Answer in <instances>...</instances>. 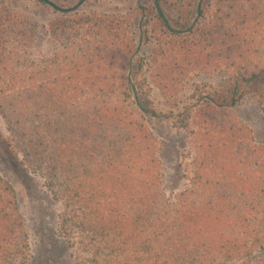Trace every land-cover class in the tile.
Returning <instances> with one entry per match:
<instances>
[{
    "label": "trees",
    "instance_id": "trees-1",
    "mask_svg": "<svg viewBox=\"0 0 264 264\" xmlns=\"http://www.w3.org/2000/svg\"><path fill=\"white\" fill-rule=\"evenodd\" d=\"M139 2L147 63L125 18L57 22L54 31L82 36L35 58L31 20L0 11V143L62 202L74 264H264V149L226 116L245 99L264 111V0ZM196 72L223 80L194 84L186 104ZM153 89L189 143L186 187L172 194L150 126L166 118ZM31 259L16 189L0 175V264Z\"/></svg>",
    "mask_w": 264,
    "mask_h": 264
},
{
    "label": "rangeland",
    "instance_id": "rangeland-1",
    "mask_svg": "<svg viewBox=\"0 0 264 264\" xmlns=\"http://www.w3.org/2000/svg\"><path fill=\"white\" fill-rule=\"evenodd\" d=\"M50 1L55 7L52 8L37 0H0V11L26 17L36 27L35 41L30 50L35 58H49L82 36L76 31L65 33L61 29L53 30L55 23H61L77 15L125 18L138 45V59H143L147 63L151 58L153 47L143 39L145 28L140 11L142 3L139 0H86L74 4L66 0ZM146 68L142 71V76L148 78ZM188 77L182 96L186 104L192 100L191 87L194 84L213 87L223 80L221 74L211 75L203 72H196ZM148 85L149 81L146 82V89L149 92ZM150 97L166 114V118L150 122L153 132L166 150L164 156L166 188L168 194L180 192L186 187L182 179L181 165L182 156L189 151L188 139L175 121L178 112L175 111V115H171L172 110L164 105L165 102L156 89L150 92ZM226 116L248 128L251 134L250 142H253L256 148L264 149V111L257 101L245 99L228 110ZM0 129L6 134V126L1 117ZM219 171L213 170L212 173L217 174ZM0 175L16 189L31 244L30 264H74V248L60 229V215L64 211L62 202L54 199L38 174L27 175L22 172L1 143ZM260 257L264 258V254Z\"/></svg>",
    "mask_w": 264,
    "mask_h": 264
}]
</instances>
